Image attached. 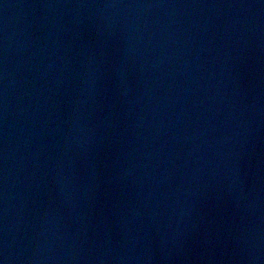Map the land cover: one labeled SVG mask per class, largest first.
Instances as JSON below:
<instances>
[{"label":"water","instance_id":"95a60500","mask_svg":"<svg viewBox=\"0 0 264 264\" xmlns=\"http://www.w3.org/2000/svg\"><path fill=\"white\" fill-rule=\"evenodd\" d=\"M0 264H264V0H0Z\"/></svg>","mask_w":264,"mask_h":264}]
</instances>
